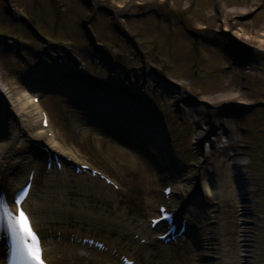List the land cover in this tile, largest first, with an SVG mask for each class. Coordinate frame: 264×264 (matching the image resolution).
I'll use <instances>...</instances> for the list:
<instances>
[{"label": "rangeland", "instance_id": "rangeland-1", "mask_svg": "<svg viewBox=\"0 0 264 264\" xmlns=\"http://www.w3.org/2000/svg\"><path fill=\"white\" fill-rule=\"evenodd\" d=\"M117 3V0H13V5L23 12L22 15L28 17L26 18L29 23H32L29 28L33 27L38 31L43 36L41 38L32 32L26 23L14 20L19 17L17 12L20 11L14 6H9L10 0H0V68L8 80L15 84H19L17 80L21 73H29L31 79L27 90L33 95L40 91L39 81L47 76L45 73L49 69L55 71L57 79H73L78 83L77 86H82L79 76H84L86 83L92 87L100 84L103 87L117 85L118 88L121 86L120 80L117 79L118 82L115 83L116 78L107 79L108 69L105 64L102 65L92 55L99 50L96 46L98 42L92 37L94 35L101 44L110 43L115 47L113 54H121L118 59L109 51L105 52V47L102 48L105 49L104 56L110 55L115 59V64L117 61L122 62L121 65L129 69L128 77L134 82V87L130 90L121 88L120 93L134 96L142 83L143 73L154 68L153 65L145 67V63L139 62L144 51H149L148 60L152 61L150 49H158V62L161 63H157L156 67L166 69L168 76H164L163 83L167 88H154L155 84L145 78L144 98L150 102L151 113L157 114V117L167 124L171 135L173 170L184 167L174 184H169L176 192L183 191L185 181L191 182L192 185L194 177L199 176L202 171L196 138L208 126L215 127L217 135L211 137L214 138L215 146L210 148L212 170L209 175L214 171L221 181L229 183L228 188L235 190V199H227L221 206L217 204L216 196L209 193V177L205 186L206 209L202 207L201 201H196L195 210L201 216L198 223L204 222L219 230L217 237L222 252L216 253L223 255L224 264H264V50L258 47L257 41L234 38L224 31L221 11L245 10L246 14L234 16L232 29H241L252 39L251 37L264 30V0H123V9L118 8ZM147 10H151V13L142 19H122L127 15ZM90 16H94L88 24L93 34L88 30V36L85 37L79 24L83 20L87 21ZM124 21L128 32L125 30ZM200 22L206 29L197 25ZM114 25L120 32L125 31L126 36H118ZM189 30L198 31L202 35V47L196 52L191 50L194 42L187 33ZM54 42H69L75 46V61L80 59V56L83 58L84 71L78 72L75 63L66 59L61 65L53 63V58L49 56L60 55L66 58L67 54L63 53L67 50L66 45H56ZM17 46L20 47L18 53L15 50ZM51 48L55 49V52ZM39 52L41 57L45 58L43 63L36 58ZM126 53L128 55H125ZM19 55L24 59L19 58ZM243 57H250L249 66L239 65ZM29 64L33 66L29 67ZM224 66L230 69L225 70ZM29 70L33 72H28ZM237 87L248 102L247 107L232 104L238 100L227 104L215 99L220 97L221 93L232 92ZM174 100H179L184 108L181 118L173 111ZM41 104L49 114L58 149L115 175L124 187L122 192L116 193L110 199L111 194H105L95 186L81 185L82 189L78 191V188L73 186L76 183L71 179V212L43 224L47 223L54 230L76 229L80 233L106 238L123 251H133L145 258L149 252L154 253L151 248L135 250L134 246L139 244L137 240L132 243L126 234L119 239L122 235L120 230H108L97 222L104 213L107 215L118 211L127 215L124 216L123 223L129 222L130 227L137 229L141 226L147 228L148 218L156 213V203L163 185L157 182L158 178L146 157L137 148L104 132L100 126V130L96 131L88 128L89 124H86L78 108L67 98L57 94L46 95L41 99ZM239 107L241 111L238 110ZM236 116L239 118L236 119ZM11 118L7 110L0 108V140L7 131L11 134L14 132L15 124ZM71 122L74 127L70 125ZM83 134L87 135L83 137ZM236 156L241 157L243 164L240 163V178H244L248 183L249 192L245 196L250 200L245 217L249 221L247 233L242 232L243 212L242 206L238 204L241 193L234 189L233 179L229 176L228 166L235 161ZM41 172L39 166V175ZM38 189L36 187L32 192L33 197L28 202L30 208H34ZM62 194L64 195V192ZM217 214L220 215L216 218ZM114 219L111 214L109 220ZM123 223L119 226L122 227ZM201 225L203 226V223ZM242 234H247L251 242L248 257L244 256L241 247ZM196 251L193 245H183L181 249L172 248L166 258L159 255L152 257L154 261L151 264H207L206 262L217 261L213 259L216 255L210 253L211 256H205L201 262L196 258Z\"/></svg>", "mask_w": 264, "mask_h": 264}, {"label": "bare ground", "instance_id": "bare-ground-1", "mask_svg": "<svg viewBox=\"0 0 264 264\" xmlns=\"http://www.w3.org/2000/svg\"><path fill=\"white\" fill-rule=\"evenodd\" d=\"M115 1V0H114ZM118 3L116 4V6L120 9H123V0H117ZM143 1V0H140ZM163 0H159V2H162ZM222 13H223V23H222V27L224 31L229 32L234 38H242L244 40L248 41H257V45L258 47L262 48V50H264V30L261 31L262 33L260 34H256L254 37H251L252 39H250V37L244 33L243 30L241 29H232L234 26V22H233V18L236 15H243L246 14L247 12L245 10H240V11H233V10H228L225 11L223 9H221ZM197 25L200 28H203V23H197ZM263 29V28H262ZM241 64H239L241 67L244 66H249L250 63V57H243ZM6 74L3 72V69L0 68V108H2V110L6 111L11 114L12 118V122L15 124L14 125V132L11 134L9 133V131H7V134H3L2 135V139L0 140V190L1 192L5 193V195H8L6 192V185H4V183H9L15 180V178L19 175V174H23V170H25L27 172V168H30L32 163H31V159L29 156L27 155H23L20 156V159L17 161V164H12L10 162V156L12 154V150L14 151V147L17 145L21 144V141L18 137L17 134L19 133H23L25 134V140H27L28 142H33L35 140H47V144L51 145L53 147H55L56 144L53 140L55 139V134L52 131L53 129V125L51 123V121L49 120V125L47 129H44L40 126V122L42 120V116H41V110H40V106L38 107L37 105H35L32 102V98H34L35 96H31V94L25 92L23 90L22 87H20L18 84H15L13 82H11L10 80H8V78L5 76ZM242 95L240 94V89H238V87L232 91V92H227V93H221L220 97H215V99L217 100H221L225 103H229L234 101V100H238V102H232V104H236L239 105L240 107H247L248 106V102H246L245 97H241ZM207 99V96H203ZM79 101H82L83 99H81L78 95ZM238 108L239 111H241V108ZM216 112V111H215ZM108 116V115H107ZM239 116H236V119H238ZM103 121L108 124L109 120L106 119V117H103ZM211 129H214L212 126L211 128L208 126L206 131L201 132L199 137L196 138V140L198 141L197 143H201V140L203 139L204 141L208 138V136L210 135V133L212 132ZM133 130V129H132ZM2 132V131H1ZM46 132H50L51 135L50 137H46L47 133ZM162 141V140H161ZM53 142V143H52ZM56 148V147H55ZM209 151L206 149L204 151H201L200 153V163H206V160L210 157ZM18 154H20V152H18ZM163 155V154H162ZM235 155V154H234ZM158 160H160V156L157 158ZM235 161H240L238 157H236ZM163 162V161H162ZM168 162V161H167ZM165 161V163H167ZM232 164L230 163L228 166L229 169V176L230 179L231 177L234 178V176H232V172H231V168H233L231 166ZM204 166V165H203ZM165 170L168 172L169 170H171L170 168H168L167 165H165ZM24 168V169H23ZM164 170V169H163ZM212 170V167H211ZM173 172V170H171ZM213 179L211 181V185H210V191L209 193L211 194V196H216V200L219 203L224 204V201L228 200H233L235 199L234 197V191L233 189H229L228 186H230L229 183L225 182V181H221L219 179V177L217 176V174H213ZM26 177L27 175L23 178V181H26ZM20 178V176H19ZM203 175H201L200 177H197L194 179L195 184L199 183L200 185L206 186V179L204 178L203 180ZM234 180V179H233ZM22 181V179H21ZM21 181H19V185L21 184ZM217 181V182H216ZM212 182H213V186H212ZM210 183V182H209ZM246 182H244L243 186L246 185ZM247 186L244 187L243 191L240 187L236 188V191L238 193H244L245 195L246 193H248L247 191ZM240 188V189H239ZM233 190V191H232ZM172 193H174V191H172ZM232 195V196H231ZM29 198V197H28ZM238 204H240L242 206L241 211L243 212L241 214V217H243V223H244V227L242 228L244 233L249 232L248 230V220L247 218V214H248V204H249V198H244V197H240L239 198ZM26 202V201H25ZM183 202L184 201H180ZM237 203V202H236ZM26 204V203H24ZM34 205V210L33 212L28 210L31 218L36 222L37 219L39 220H43L46 219V217H48L47 212L44 211V209L42 208V206H44V203L41 202V204H37L36 201H34L33 203ZM184 204L179 203L176 204L175 210L180 212V209L184 210ZM40 207L41 208V212L36 211L35 207ZM177 207L179 209H177ZM214 211V210H213ZM217 211V210H215ZM51 213H53V211H50ZM216 214V212H215ZM214 214V215H215ZM52 215V214H51ZM213 215V216H214ZM219 216L218 214L216 215ZM184 218V217H183ZM203 226L201 227V231L196 233V237L198 238V241H200L201 246H203V248L205 249V252L207 253L208 256H211V254L213 253L214 255H216L215 257H213V259L215 258L217 261L215 262H206L207 264H224V260L222 258L223 255H217V253L220 254V251L222 252V249L220 250V243H219V238L217 237V235L219 234V230H217L216 228H213L212 225L210 224H205L204 222ZM201 223V224H202ZM200 225V224H199ZM240 241H242V249H243V253L245 257H248L249 255L247 253H250V248L251 246V242L248 239L249 236H247V234H242L240 236ZM154 244H159V242L157 240L153 241ZM72 248H78V246L73 245ZM69 251H75L74 249H68ZM216 251H218L216 253ZM74 253V252H73ZM211 253V254H210ZM216 253V254H215ZM99 255H103L100 254ZM242 256V254H241ZM210 258V257H209ZM108 259L109 260H113V258L108 255ZM214 259V260H215Z\"/></svg>", "mask_w": 264, "mask_h": 264}, {"label": "snow or ice", "instance_id": "snow-or-ice-1", "mask_svg": "<svg viewBox=\"0 0 264 264\" xmlns=\"http://www.w3.org/2000/svg\"><path fill=\"white\" fill-rule=\"evenodd\" d=\"M27 190L21 189L9 202L0 198V224L6 227L11 240V255L19 264H45L40 237L32 229L31 220L23 207ZM9 203L16 206L13 212Z\"/></svg>", "mask_w": 264, "mask_h": 264}]
</instances>
